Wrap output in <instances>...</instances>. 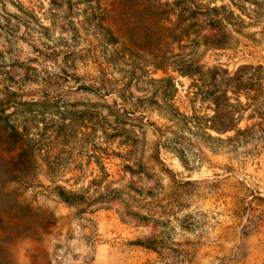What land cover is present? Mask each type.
<instances>
[{
	"label": "rangeland",
	"instance_id": "374dc122",
	"mask_svg": "<svg viewBox=\"0 0 264 264\" xmlns=\"http://www.w3.org/2000/svg\"><path fill=\"white\" fill-rule=\"evenodd\" d=\"M0 264H264V0H0Z\"/></svg>",
	"mask_w": 264,
	"mask_h": 264
},
{
	"label": "trees",
	"instance_id": "16d2710c",
	"mask_svg": "<svg viewBox=\"0 0 264 264\" xmlns=\"http://www.w3.org/2000/svg\"><path fill=\"white\" fill-rule=\"evenodd\" d=\"M218 24H220L221 22H217ZM245 73L243 74H236L235 78L230 79V82L232 83H238V81H240V79H243ZM255 75H250V77H248L246 79V83L243 84V82H241L240 84L236 85V88H245L248 90H251L254 86L252 85L253 81L256 79ZM215 103L217 104V98H214ZM32 106V105H31ZM222 109H219V106L217 107V109L215 110V115L208 120L211 124L209 127H207L208 129L214 130L216 131L218 134H225L229 131H234L236 133V135L233 138H230V141H235V140H244L245 142H251L252 140H254L255 137V133H256V129L254 125L253 127H247L244 130L238 129V119L235 118V113L236 111L234 110L233 106L230 105L229 109L223 113ZM256 111V110H255ZM26 138L27 135H23ZM30 140V139H29ZM59 197L61 200H63L64 202L73 205V200L71 197L66 196V194L64 192H60L59 193ZM148 220H152L150 218H147ZM156 223H159L157 221H155ZM143 247H145L146 249L149 250H154L157 251V244L155 242H148V243H142L140 244Z\"/></svg>",
	"mask_w": 264,
	"mask_h": 264
}]
</instances>
